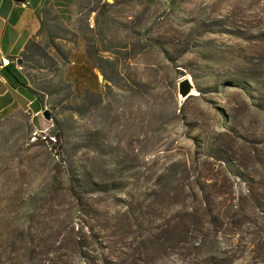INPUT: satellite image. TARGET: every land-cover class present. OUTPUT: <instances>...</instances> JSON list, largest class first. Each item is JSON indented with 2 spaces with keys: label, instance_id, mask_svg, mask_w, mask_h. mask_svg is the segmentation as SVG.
Listing matches in <instances>:
<instances>
[{
  "label": "rangeland",
  "instance_id": "obj_1",
  "mask_svg": "<svg viewBox=\"0 0 264 264\" xmlns=\"http://www.w3.org/2000/svg\"><path fill=\"white\" fill-rule=\"evenodd\" d=\"M42 18L22 68L41 111L0 117V264H264V0ZM79 40L98 93L64 79Z\"/></svg>",
  "mask_w": 264,
  "mask_h": 264
},
{
  "label": "crops",
  "instance_id": "obj_2",
  "mask_svg": "<svg viewBox=\"0 0 264 264\" xmlns=\"http://www.w3.org/2000/svg\"><path fill=\"white\" fill-rule=\"evenodd\" d=\"M51 1L0 0V64L2 59H8L10 65L7 67L13 66L24 80V55L29 44L38 40L43 31V12ZM17 61L21 62L20 65H17ZM7 67L0 70V117L31 105L29 98L13 89L5 79ZM64 79L77 93L86 90L94 93L100 91L99 76L91 66L85 44L81 40L76 42L69 53Z\"/></svg>",
  "mask_w": 264,
  "mask_h": 264
},
{
  "label": "trees",
  "instance_id": "obj_3",
  "mask_svg": "<svg viewBox=\"0 0 264 264\" xmlns=\"http://www.w3.org/2000/svg\"><path fill=\"white\" fill-rule=\"evenodd\" d=\"M5 79L7 80V82L13 89H17L18 91L24 93L29 98L30 103H31L30 106L35 114L41 111L36 97H34V94L29 90V88H27L25 80L22 78V76L13 66L7 67V70L5 72ZM57 147H58V144H57ZM57 147H56V152H58ZM82 183L85 184L84 179L81 180V184ZM91 186L94 188H98L99 190L104 189V187L100 185H96V184H91Z\"/></svg>",
  "mask_w": 264,
  "mask_h": 264
},
{
  "label": "built area",
  "instance_id": "obj_4",
  "mask_svg": "<svg viewBox=\"0 0 264 264\" xmlns=\"http://www.w3.org/2000/svg\"><path fill=\"white\" fill-rule=\"evenodd\" d=\"M9 65H10V61L8 59H2L1 64H0V70ZM32 136H33L32 140H36L37 138L41 139L46 144V146L48 147V150L51 153L54 154L56 152L58 141L55 135L48 136V135H45L41 131H35Z\"/></svg>",
  "mask_w": 264,
  "mask_h": 264
},
{
  "label": "water",
  "instance_id": "obj_5",
  "mask_svg": "<svg viewBox=\"0 0 264 264\" xmlns=\"http://www.w3.org/2000/svg\"><path fill=\"white\" fill-rule=\"evenodd\" d=\"M20 63V61H17V65H20ZM192 89L191 83L188 80H183L178 86V94L181 98L187 99L188 97L193 96L191 95ZM43 117L46 119L50 118L47 112L43 113Z\"/></svg>",
  "mask_w": 264,
  "mask_h": 264
}]
</instances>
